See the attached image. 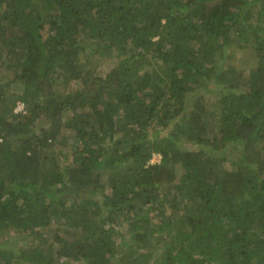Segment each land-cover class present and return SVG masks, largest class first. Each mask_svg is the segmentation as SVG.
Masks as SVG:
<instances>
[{"label": "trees", "instance_id": "obj_1", "mask_svg": "<svg viewBox=\"0 0 264 264\" xmlns=\"http://www.w3.org/2000/svg\"><path fill=\"white\" fill-rule=\"evenodd\" d=\"M5 230L0 264H264V0H0Z\"/></svg>", "mask_w": 264, "mask_h": 264}, {"label": "rangeland", "instance_id": "obj_2", "mask_svg": "<svg viewBox=\"0 0 264 264\" xmlns=\"http://www.w3.org/2000/svg\"><path fill=\"white\" fill-rule=\"evenodd\" d=\"M233 55L236 58H238V61L240 60L239 63L237 62V65H240V66L247 65V63L245 61H247L249 63L250 61L252 62L254 60L253 56H252V52H249V50L248 51H243L242 49L236 48L233 51ZM90 63H91V66L97 65V73L98 74H103L104 75L108 71L107 62H106L105 59H102L101 57H96L95 59H93V61L91 60ZM73 85L77 86L78 84L75 83ZM58 87H59L60 91L63 90V89L64 90L66 89L63 86L62 87L58 86ZM69 88H71V86ZM205 96L208 97V95H205ZM212 96H214V98L216 97V95H212ZM208 99L209 100H207V101H210L211 98H208ZM18 103H21V102H18ZM17 109L18 108L15 107V110H17ZM39 120L37 121L38 123L36 125V130H38L37 131L38 133H40L41 130L45 129L46 126H47V124L45 123V118L44 117L41 116V118ZM67 135L69 136V138H71V134H69V131L67 132ZM59 147H60L62 153L66 152L68 150L66 142H62ZM189 147H191V146H189ZM158 160H159V155H156V154L151 159L152 162H156ZM56 226L57 225L52 222L46 228L42 229L43 230L42 233L45 235V238H46L45 241L47 240L46 242H50L51 241V236L53 237V235L55 234ZM12 235H13V231L12 230H5L4 233L0 234V242H1V240H4V239H6V240L10 239L12 237ZM28 241H30V239H28ZM119 251L121 252V249ZM58 261H62V260L58 259ZM17 264H19V263H17Z\"/></svg>", "mask_w": 264, "mask_h": 264}, {"label": "built area", "instance_id": "obj_3", "mask_svg": "<svg viewBox=\"0 0 264 264\" xmlns=\"http://www.w3.org/2000/svg\"><path fill=\"white\" fill-rule=\"evenodd\" d=\"M16 108H18L17 110H21L23 108V103H18Z\"/></svg>", "mask_w": 264, "mask_h": 264}, {"label": "clouds", "instance_id": "obj_4", "mask_svg": "<svg viewBox=\"0 0 264 264\" xmlns=\"http://www.w3.org/2000/svg\"><path fill=\"white\" fill-rule=\"evenodd\" d=\"M17 107V106H16ZM16 111H19V110H16Z\"/></svg>", "mask_w": 264, "mask_h": 264}]
</instances>
